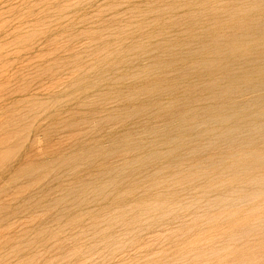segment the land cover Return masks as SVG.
Segmentation results:
<instances>
[{
    "label": "rangeland",
    "instance_id": "374dc122",
    "mask_svg": "<svg viewBox=\"0 0 264 264\" xmlns=\"http://www.w3.org/2000/svg\"><path fill=\"white\" fill-rule=\"evenodd\" d=\"M0 264H264V0H0Z\"/></svg>",
    "mask_w": 264,
    "mask_h": 264
}]
</instances>
